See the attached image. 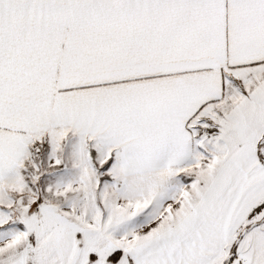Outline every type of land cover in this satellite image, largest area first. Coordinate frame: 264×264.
I'll list each match as a JSON object with an SVG mask.
<instances>
[{
  "label": "snow or ice",
  "instance_id": "snow-or-ice-1",
  "mask_svg": "<svg viewBox=\"0 0 264 264\" xmlns=\"http://www.w3.org/2000/svg\"><path fill=\"white\" fill-rule=\"evenodd\" d=\"M0 264H264V0H0Z\"/></svg>",
  "mask_w": 264,
  "mask_h": 264
}]
</instances>
